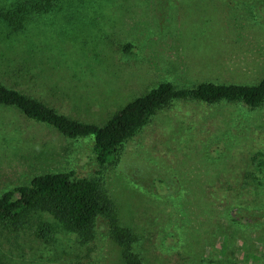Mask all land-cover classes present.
<instances>
[{
    "label": "rangeland",
    "instance_id": "rangeland-1",
    "mask_svg": "<svg viewBox=\"0 0 264 264\" xmlns=\"http://www.w3.org/2000/svg\"><path fill=\"white\" fill-rule=\"evenodd\" d=\"M26 1L0 0V82L80 121L102 125L162 81L264 76V0H38L18 26L5 20ZM91 139L0 105V195L72 170L112 201L142 264H264V101L174 99L103 165ZM121 253L103 214L86 240L45 210L0 220V264H124Z\"/></svg>",
    "mask_w": 264,
    "mask_h": 264
},
{
    "label": "trees",
    "instance_id": "trees-1",
    "mask_svg": "<svg viewBox=\"0 0 264 264\" xmlns=\"http://www.w3.org/2000/svg\"><path fill=\"white\" fill-rule=\"evenodd\" d=\"M10 5L12 7L2 15L14 25L21 24L28 12L43 8L38 0ZM44 5L49 6L50 1L45 0ZM174 99H195L209 104L222 100L241 101L256 107L264 101V76L256 84L203 81L191 88H180L170 81H162L144 95L129 101L102 125L71 118L0 82V105L14 106L26 117L52 126L65 137L92 136V150L101 165L112 159L115 147L134 135L151 115ZM263 164L264 159L259 158L257 167L261 168ZM96 183L92 179L78 177L72 170L36 174L28 183L16 185L0 195V220L17 226L28 213L45 210L86 240L93 235L95 222L103 214L111 237L121 247L124 264H142L131 251V231L120 225L112 201H101Z\"/></svg>",
    "mask_w": 264,
    "mask_h": 264
}]
</instances>
